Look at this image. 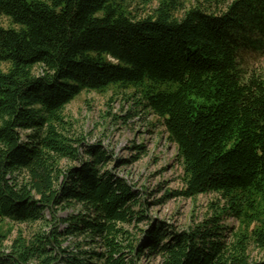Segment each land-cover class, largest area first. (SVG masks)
Segmentation results:
<instances>
[{"label":"trees","instance_id":"16d2710c","mask_svg":"<svg viewBox=\"0 0 264 264\" xmlns=\"http://www.w3.org/2000/svg\"><path fill=\"white\" fill-rule=\"evenodd\" d=\"M256 55L264 0H0V264H264ZM112 88L162 121L183 170L165 199L213 195L204 220H150L108 149L76 131L67 107Z\"/></svg>","mask_w":264,"mask_h":264},{"label":"rangeland","instance_id":"374dc122","mask_svg":"<svg viewBox=\"0 0 264 264\" xmlns=\"http://www.w3.org/2000/svg\"><path fill=\"white\" fill-rule=\"evenodd\" d=\"M2 24L9 23L3 19ZM249 62L253 66L264 64L261 56H252ZM133 90L112 88L105 94L83 93L66 109V115L75 125V129L86 139L87 144L101 142L113 156L111 166L115 174L141 192L151 205L148 209L150 220L162 221L179 230H186L206 217L207 207L214 196L201 195L197 199L171 198L165 195L183 188V170L176 159L177 148L168 140V134L162 121L150 110L138 105V99L132 97ZM142 146V150L136 147ZM121 161H129L120 164ZM77 209L61 211L59 218H67L80 212ZM225 227L237 226L233 218L225 220ZM39 225L17 227L27 234L38 230ZM64 226L61 225V230ZM48 231L49 228H45ZM76 241L69 239L64 247L73 248ZM10 246V243L7 244ZM254 257L258 256L253 247ZM139 264H161L159 258L145 257Z\"/></svg>","mask_w":264,"mask_h":264}]
</instances>
